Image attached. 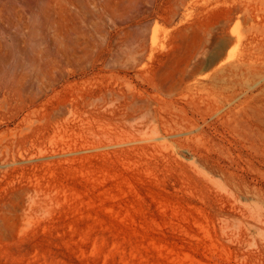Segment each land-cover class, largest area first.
<instances>
[{
    "label": "rangeland",
    "instance_id": "rangeland-1",
    "mask_svg": "<svg viewBox=\"0 0 264 264\" xmlns=\"http://www.w3.org/2000/svg\"><path fill=\"white\" fill-rule=\"evenodd\" d=\"M151 1L139 0L137 24L136 10L123 12L120 33L102 0H0V86L36 62L61 61L65 79L45 111L131 87L158 99L165 116L147 133L102 145L84 144L76 130L67 153L48 137L40 157L4 152L0 264H261L259 235L244 243L221 228L225 215L234 217L232 200L209 177L219 182L217 172H234L264 196V67L224 72L199 87L164 84L183 73L211 75L229 51L263 61L262 0H156L149 9ZM238 2L239 11L247 6L244 19ZM107 31L121 61L108 50L91 65ZM139 42L146 51L137 61L129 49ZM20 119L1 122L0 131ZM28 186L36 187L31 200Z\"/></svg>",
    "mask_w": 264,
    "mask_h": 264
},
{
    "label": "bare ground",
    "instance_id": "bare-ground-1",
    "mask_svg": "<svg viewBox=\"0 0 264 264\" xmlns=\"http://www.w3.org/2000/svg\"><path fill=\"white\" fill-rule=\"evenodd\" d=\"M155 2L156 0H152L147 8L152 9ZM262 4L260 10L262 19H264V0H262ZM94 5L96 6L97 4L94 2ZM235 6L237 5L235 4ZM246 7L244 8L245 10ZM243 8H241V11ZM100 9L104 14L110 16L114 32L119 31L121 33L124 32L123 27L126 24L123 12L136 10L137 12L132 21L137 24L141 21L139 11L143 9V6H141L139 0H102ZM244 9L242 12L239 11L240 5L238 2V12L237 10L235 11L238 14L242 13L241 18L244 17ZM256 12L258 11L256 10ZM240 17L238 16L237 18ZM245 17L246 19L248 18L247 16ZM230 21H228L229 24ZM223 31H225V25ZM110 41L111 34L110 31H107L105 46H101L99 43L94 46L91 65L94 64L95 60L101 59L102 55L100 56L99 54L101 51L108 50L111 51L110 54L115 56L116 61H121L118 56L122 54V50L120 51L119 47H111L112 45H109ZM254 41L255 39L248 41L247 49L252 46L251 44ZM137 44V46L135 45L129 49V53H133L135 55L134 59L139 61L146 49L141 42ZM224 53V51H220L217 55L220 57ZM263 67L264 60L257 62L252 59L248 52L240 53V55L235 57L234 53L229 51L228 57L214 68L211 75L195 77V74H193L192 78H189L183 73L169 84L165 83L164 87L168 88V90L177 86L199 87L205 84L204 80H212L224 72L226 74H234V69H241L246 74H249ZM65 74V65L61 61H46L43 64H37L36 62L35 65L29 66L23 72L11 76L10 79L0 86V123L5 120L11 121L21 116L15 128L8 131H0V166L8 165L9 160L7 157H3V154L10 149H18L17 151L24 149V151L36 157L44 155L46 146L43 145V142L46 137L52 139V141H57V138H59L63 143L60 150L67 153L73 151L75 147L71 137L76 130L84 132V140H82L84 144L96 143L102 145L107 139L120 141L118 140L119 135L133 136L135 134L134 130L143 131L150 129L160 119H165L158 99L154 101L147 99L131 87H128L124 92L100 94L94 102L91 101L92 98L89 96L82 97L80 104L77 100L66 99L57 104L52 103L51 110L45 111L46 104H49L54 96L52 92L56 90L59 82L65 79ZM143 132L147 133L146 131ZM66 138L67 140L65 141ZM50 150L52 153L56 151L53 147ZM16 156L14 155V158ZM208 169L216 173L212 167H208ZM217 173L222 175V181L217 182L211 177H209V181L214 184L215 191L220 197L231 198L232 202L227 201L234 209V217L225 215L222 219L221 228L229 230L232 236L235 232L244 243L256 241V235H259L261 244L258 253L262 258L261 264H264L263 193L256 186L250 187V185L235 181L232 178L234 172L230 171L225 174L222 171ZM35 189V186L26 188V191L29 192L27 200L32 199Z\"/></svg>",
    "mask_w": 264,
    "mask_h": 264
}]
</instances>
